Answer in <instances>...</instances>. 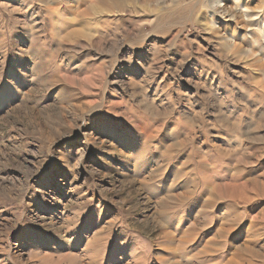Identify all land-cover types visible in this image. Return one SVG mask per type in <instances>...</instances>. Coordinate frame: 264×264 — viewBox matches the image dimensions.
I'll list each match as a JSON object with an SVG mask.
<instances>
[{
    "label": "rangeland",
    "instance_id": "rangeland-1",
    "mask_svg": "<svg viewBox=\"0 0 264 264\" xmlns=\"http://www.w3.org/2000/svg\"><path fill=\"white\" fill-rule=\"evenodd\" d=\"M0 264H264V0H0Z\"/></svg>",
    "mask_w": 264,
    "mask_h": 264
}]
</instances>
